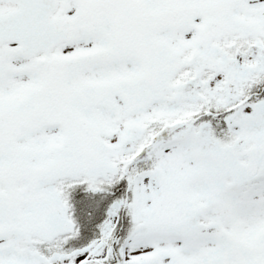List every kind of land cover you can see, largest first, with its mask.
I'll return each mask as SVG.
<instances>
[{"label": "snow or ice", "instance_id": "1", "mask_svg": "<svg viewBox=\"0 0 264 264\" xmlns=\"http://www.w3.org/2000/svg\"><path fill=\"white\" fill-rule=\"evenodd\" d=\"M0 264H264V0H0Z\"/></svg>", "mask_w": 264, "mask_h": 264}]
</instances>
